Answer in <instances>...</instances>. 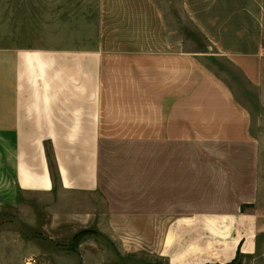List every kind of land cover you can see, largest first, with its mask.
<instances>
[{"label": "crops", "instance_id": "crops-1", "mask_svg": "<svg viewBox=\"0 0 264 264\" xmlns=\"http://www.w3.org/2000/svg\"><path fill=\"white\" fill-rule=\"evenodd\" d=\"M38 1L0 0V211L40 196L168 264L264 251V115L211 64L264 105V0H177L206 52L158 0Z\"/></svg>", "mask_w": 264, "mask_h": 264}, {"label": "rangeland", "instance_id": "rangeland-1", "mask_svg": "<svg viewBox=\"0 0 264 264\" xmlns=\"http://www.w3.org/2000/svg\"><path fill=\"white\" fill-rule=\"evenodd\" d=\"M158 1L163 4L173 30L186 38L187 49L208 51L204 38L184 16L180 2ZM211 64L242 91L238 95L254 119L264 115V105L256 104L255 92L247 89L239 72L214 59ZM260 98L264 104L263 92ZM30 200L34 210L23 205L20 210L6 206L0 211V264H168L157 245L160 236L112 233L110 222L100 217L80 221L71 217L54 219L45 199L34 196ZM238 262L264 264V251L241 256Z\"/></svg>", "mask_w": 264, "mask_h": 264}, {"label": "trees", "instance_id": "trees-1", "mask_svg": "<svg viewBox=\"0 0 264 264\" xmlns=\"http://www.w3.org/2000/svg\"><path fill=\"white\" fill-rule=\"evenodd\" d=\"M81 234V233H80ZM239 257H241L240 256V254H237V256H236V258L230 263V264H240L239 262H238V259H239Z\"/></svg>", "mask_w": 264, "mask_h": 264}]
</instances>
